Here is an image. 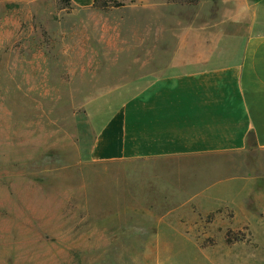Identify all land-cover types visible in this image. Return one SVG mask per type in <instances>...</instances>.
<instances>
[{"label": "rangeland", "instance_id": "1", "mask_svg": "<svg viewBox=\"0 0 264 264\" xmlns=\"http://www.w3.org/2000/svg\"><path fill=\"white\" fill-rule=\"evenodd\" d=\"M147 1L77 11L60 0H0V264H264V171L250 158L248 196L242 156H220L217 170L203 171L220 184L162 218L117 217L148 187L130 193L117 163H81L78 126L106 118L117 74L136 69L135 59L117 62V33L119 49L139 50L144 27L117 23L145 18Z\"/></svg>", "mask_w": 264, "mask_h": 264}, {"label": "crops", "instance_id": "2", "mask_svg": "<svg viewBox=\"0 0 264 264\" xmlns=\"http://www.w3.org/2000/svg\"><path fill=\"white\" fill-rule=\"evenodd\" d=\"M144 5L145 18L117 23L144 27V35L133 38L139 50L119 49L126 41L117 33V62L135 59L136 69L117 74L115 108L106 118L86 117L78 126L81 163H117L130 193L148 187L149 195L132 193L129 204L117 206L121 218L167 217L159 212L201 201L210 194L203 185L220 184L205 181L217 176L203 171L217 170L224 155L242 156V194L248 196L255 181L245 159L264 171V0ZM72 7L95 10L94 0H72ZM163 57L168 64L154 67ZM186 169L195 172L186 185L193 193L176 184Z\"/></svg>", "mask_w": 264, "mask_h": 264}, {"label": "trees", "instance_id": "3", "mask_svg": "<svg viewBox=\"0 0 264 264\" xmlns=\"http://www.w3.org/2000/svg\"><path fill=\"white\" fill-rule=\"evenodd\" d=\"M61 2L65 3L67 6H72V0H60ZM113 0H94V8L95 9H101V10H108L112 6ZM131 2H134L136 0H130ZM179 3L195 6L199 3L200 0H177ZM229 242H231L229 240Z\"/></svg>", "mask_w": 264, "mask_h": 264}]
</instances>
